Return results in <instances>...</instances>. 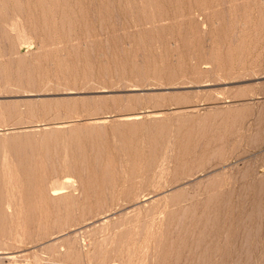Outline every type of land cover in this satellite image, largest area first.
Wrapping results in <instances>:
<instances>
[{"label": "rangeland", "instance_id": "1", "mask_svg": "<svg viewBox=\"0 0 264 264\" xmlns=\"http://www.w3.org/2000/svg\"><path fill=\"white\" fill-rule=\"evenodd\" d=\"M263 138L264 0H0V166L64 164L45 177L64 186L48 201L0 187V264H206L205 244L189 257L181 241L196 239L215 193L232 212L206 227L234 232L207 263L239 264L264 204ZM68 198L66 223L31 219ZM260 224L245 264H264Z\"/></svg>", "mask_w": 264, "mask_h": 264}, {"label": "bare ground", "instance_id": "2", "mask_svg": "<svg viewBox=\"0 0 264 264\" xmlns=\"http://www.w3.org/2000/svg\"><path fill=\"white\" fill-rule=\"evenodd\" d=\"M47 1V0H46ZM19 2V1H18ZM32 2V1H31ZM68 2V1H67ZM199 2V1H198ZM252 4H253V2H252ZM51 5V4H50ZM70 5V4H69ZM253 6V5H252ZM50 7V6H49ZM51 10V9H50ZM251 10V9H250ZM116 11V10H115ZM6 12V11H5ZM14 12V11H13ZM52 12V11H51ZM2 13H3V11H2ZM15 14V13H14ZM18 14H19V12H18ZM28 14V13H27ZM33 15V14H32ZM119 15V14H118ZM25 16V15H24ZM47 18V17H46ZM35 19V18H34ZM39 19V18H38ZM37 19V20H38ZM35 21V20H34ZM127 21V20H126ZM44 22V21H43ZM56 24V23H55ZM37 26V25H36ZM100 30V29H99ZM38 31V30H37ZM100 32V31H99ZM101 33V32H100ZM41 34V33H40ZM72 37V36H71ZM44 38V37H43ZM81 39V38H80ZM23 41V40H22ZM106 42V41H105ZM98 56V55H97ZM41 57V56H40ZM49 61H50V58H49ZM54 62V61H53ZM43 63V62H42ZM47 66H48V64H47ZM54 66V65H53ZM4 71V70H3ZM8 71V70H7ZM56 73V72H55ZM59 105V104H58ZM52 106V105H51ZM54 106V105H53ZM79 113V112H78ZM122 116V115H121ZM3 116H1V118H2ZM100 119V118H99ZM201 129V128H200ZM222 129V128H221ZM258 133H260V132H258ZM121 135V134H120ZM161 135V134H160ZM159 136V135H158ZM261 136V135H260ZM160 138V137H159ZM158 138V139H159ZM253 138H255L254 139V141L252 142V144L251 143H249V144H251V145H253L254 147H255V145L254 144H256V143H258L259 142V134H256L255 135V137H253ZM262 138V137H261ZM252 139V138H251ZM80 140V139H79ZM157 140V139H156ZM249 140V139H248ZM263 140H264V138H263ZM81 141V140H80ZM86 141V140H85ZM116 141V140H115ZM108 142V141H107ZM103 143H105V142H103ZM70 145V144H69ZM258 145V144H257ZM73 146V145H72ZM80 146V145H79ZM89 146V145H88ZM98 146V145H97ZM105 146V145H104ZM107 146V145H106ZM109 146V145H108ZM107 146V147H108ZM156 146V145H155ZM171 146V145H170ZM144 147V146H143ZM251 147V146H250ZM77 148V147H76ZM80 148V147H79ZM78 148V149H79ZM88 148V147H87ZM100 148V147H99ZM115 148V147H114ZM86 148H84L83 150H85ZM117 149V148H116ZM154 149V148H153ZM72 150V149H71ZM70 150V151H71ZM80 151V150H79ZM87 151V150H86ZM98 151V150H97ZM120 150H118L117 152L119 153V154H122V153H120L119 152ZM168 151V150H167ZM184 151V150H183ZM105 152V151H104ZM106 152H107V150H106ZM108 152H109V150H108ZM107 152V153H108ZM159 152V151H158ZM63 153V152H62ZM112 153V152H111ZM50 154V153H49ZM71 154V153H70ZM99 154V153H98ZM105 154V153H104ZM110 154V153H109ZM145 154V153H144ZM66 154H64V156H65ZM85 155V154H84ZM90 155V154H89ZM117 155V154H116ZM219 155V154H218ZM72 156V155H71ZM86 156V155H85ZM108 156V155H107ZM106 156V157H107ZM118 156H120V155H118ZM78 157V156H77ZM90 157V156H89ZM109 157V156H108ZM122 157V156H121ZM121 157H119V158H121ZM50 158V157H49ZM48 158V159H49ZM55 158V157H54ZM60 158V157H59ZM62 158V157H61ZM81 158V157H80ZM118 158V159H119ZM124 158V157H123ZM24 159V158H23ZM33 159V158H32ZM37 159V158H36ZM42 159V158H41ZM70 159V158H69ZM89 159V158H88ZM99 159V158H98ZM160 159H162V158H160ZM40 160V159H39ZM93 160V159H92ZM105 160V159H104ZM107 160V159H106ZM138 160V159H137ZM10 161H12V160H10ZM9 160H6V161H3L2 162V164H1V166H0V176H1V178L3 179L2 180V182L0 183V187L1 188H8V189H10V191L12 190V188L14 189H16V188H23V189H27V190H29L30 192H33V193H35V195L37 194V196H33V198H39V200L41 199V197H45L46 196V192H48L49 194H51V196L52 195H55V194H57L59 191H62L63 190V188H64V186H62V184L60 183V182H57L56 183V180H48V178H45V177H48L51 173L53 174L54 172H56V171H63V169H64V164H62L60 167H59V169H56V168H50V172H47V171H43L42 173H41V171H39V170H42V169H34V171L32 170V172H29V171H31L30 169L27 171H25L24 172V170L27 168H25L24 167V170L22 171H20V169H18V165H14V163L13 162H10ZM16 161V160H15ZM25 161V160H24ZM48 161V160H47ZM55 161V160H54ZM67 161V160H66ZM76 161V160H75ZM81 161V160H80ZM85 161H86V159H85ZM90 161V160H89ZM108 161H109V159H108ZM118 161H120V160H118ZM170 161V160H169ZM168 161V162H169ZM23 162V161H22ZM37 162V161H36ZM41 162V161H40ZM62 162V161H61ZM79 162V161H78ZM77 162V163H78ZM82 162V161H81ZM110 162V161H109ZM125 162V161H124ZM151 162V161H150ZM20 163V162H19ZM29 163V162H28ZM32 163V162H31ZM31 163H29L28 165H23V164H21L22 166H28L29 167V165L31 164ZM38 163V162H37ZM52 163V162H51ZM57 163V162H56ZM63 163V162H62ZM85 163H89L90 164V162H85ZM96 163V162H95ZM103 163V162H102ZM105 163H107V162H105ZM127 163V162H126ZM126 163H124L125 165H126ZM133 163V162H132ZM154 163V162H153ZM160 163H161V161H160ZM33 164H35L34 162H33ZM39 164V163H38ZM48 164V163H47ZM76 164V163H75ZM79 164V163H78ZM109 164V163H108ZM107 164V165H108ZM238 164V163H237ZM95 165V164H94ZM149 165V164H148ZM159 165H161V164H159ZM166 165V164H165ZM170 165V164H169ZM242 165V164H241ZM22 166H21V169H22ZM38 166H40V164L39 165H37V167ZM49 166V165H48ZM59 166V165H58ZM119 166V165H118ZM150 166V165H149ZM37 167H35V168H37ZM75 167V166H74ZM111 167V166H110ZM115 167V166H114ZM120 167V166H119ZM123 167V166H122ZM142 167V166H141ZM158 167V166H157ZM241 167V166H240ZM77 168V167H76ZM104 168V167H103ZM106 168V167H105ZM116 168V167H115ZM118 168V167H117ZM169 168V167H168ZM81 169V168H80ZM96 169H97V167H96ZM95 169V170H96ZM110 169V168H109ZM112 169V168H111ZM111 169H110V171H111ZM123 169V168H122ZM244 169H245V167H244ZM44 170V169H43ZM76 170V169H75ZM116 170V169H115ZM124 170V169H123ZM142 170V169H141ZM140 170V171H141ZM158 170V169H157ZM100 171V170H99ZM20 172V173H19ZM69 172V171H68ZM113 172H115V171H112V173ZM119 172V171H118ZM120 172H122V171H120ZM50 173V174H49ZM90 173V172H89ZM238 173V172H237ZM17 174H23V176L21 175V177H20V175H18V176H16ZM74 174V173H73ZM77 174V173H76ZM91 174V173H90ZM102 174V173H101ZM115 174H116V172H115ZM124 174V173H123ZM46 175H48V176H46ZM78 175V174H77ZM99 175H100V172H99ZM105 175V174H104ZM112 175V174H111ZM81 176V175H80ZM92 176V175H91ZM95 176V175H94ZM18 177H19V179L21 178L22 179V181L21 182H19V179H18ZM82 177V176H81ZM93 177V176H92ZM111 177V176H110ZM91 178V177H90ZM103 178V177H102ZM112 178V177H111ZM118 178V177H117ZM45 179H47L48 181H46ZM104 179H106L105 177H104ZM1 180V179H0ZM24 180V181H23ZM90 180H92V179H90ZM89 180V181H90ZM95 180V179H94ZM100 180V179H99ZM114 180H115V178H114ZM57 181H59V180H57ZM79 181H81V180H79ZM109 181V180H108ZM111 181V180H110ZM113 181V180H112ZM116 181V180H115ZM112 182V183H115L116 184V182ZM120 181H122V180H120ZM125 181V180H124ZM123 181V182H124ZM136 181H137V179H136ZM140 181V180H139ZM237 182V181H236ZM88 183H90V182H88ZM109 183V182H108ZM97 184V183H96ZM120 184V183H119ZM118 184V185H119ZM121 184H122V182H121ZM121 184H120V186H121ZM256 184H259L260 186V189H262V190H264V180L263 181H259V183L257 182ZM255 184V185H256ZM88 185V184H87ZM109 185V184H108ZM100 186V185H99ZM111 186H113V185H111ZM123 186V185H122ZM213 186V185H212ZM218 186V185H217ZM253 186V185H252ZM98 187V186H97ZM118 187V186H117ZM116 187V188H117ZM153 187V186H152ZM159 187V186H158ZM21 188V189H22ZM102 188V187H101ZM106 188V187H105ZM114 188V187H113ZM119 188V187H118ZM123 188V187H122ZM121 188V189H122ZM214 188H216V186L215 187H212V189H214ZM87 189V188H86ZM93 189V188H92ZM107 189V188H106ZM115 189V188H114ZM123 189H125V188H123ZM137 189V188H136ZM95 190V189H94ZM105 190V189H104ZM133 190V189H132ZM2 191V190H1ZM7 191V190H6ZM15 191V190H14ZM18 191H19V189H18ZM107 191L108 190H106V194H107ZM136 191V190H135ZM134 191V192H135ZM210 191V190H209ZM217 191V190H216ZM216 191H214V192H216ZM8 192V191H7ZM16 192V191H15ZM90 192V191H89ZM100 192V191H99ZM110 192V191H109ZM132 192V191H131ZM179 192V191H178ZM253 192V191H252ZM113 193V192H112ZM248 193V192H247ZM246 193V194H247ZM0 194H1V192H0ZM3 194H5L4 192H3ZM7 194V193H6ZM17 194V193H16ZM19 194V193H18ZM21 194V193H20ZM25 194V193H24ZM79 194V193H78ZM86 194V193H85ZM92 194H93V192H92ZM96 194V193H95ZM116 194H119V193H117L116 192ZM134 194V193H133ZM138 193H136V195H137ZM256 194V193H255ZM2 195V194H1ZM8 195H9V193H8ZM21 195H23V194H21ZM45 195V196H44ZM94 195V194H93ZM100 195V194H99ZM112 195V194H111ZM110 195V196H111ZM120 195V194H119ZM249 195V194H248ZM254 195V194H253ZM4 196V195H3ZM12 196H13V193H12ZM20 196V195H19ZM32 196H30V197H32ZM41 196V197H40ZM188 196V195H187ZM14 197V196H13ZM47 197V196H46ZM45 197V200L47 199V201H48V198H46ZM80 197H81V195H80ZM92 197V196H91ZM105 197V196H104ZM107 197H108V195H107ZM117 197V196H116ZM119 197V196H118ZM117 197V198H118ZM128 197V196H127ZM133 197V196H132ZM131 197V198H132ZM165 197V196H164ZM226 197V194H218V193H215L214 195H212V198H210L209 199V202H208V204L203 208V210H205V209H209V210H207V211H209V214H208V217L206 218V219H204L203 221H204V225H202L201 227H198L197 229H195V230H197V233H198V235L195 237L196 239H194V238H186V239H183V241H181V243H183L184 245L186 244L187 246H188V252H189V257H194V255H197V250H198V248H199V246L201 245V244H205V249H203L202 251H201V253H198L199 254V257H201V260L202 259H204V258H206L207 257V259L209 260V257H210V254H209V252H211V251H215V250H219L220 248H222V247H224V245H227V244H224L223 243V240H224V236H228L233 230H231L229 227H226L225 229L223 228L222 229V225L221 226H219L220 228H218L217 230H208L207 229V227H206V225H213L212 223H215V221L217 222V220H219L220 219V221H222L223 222V224L225 225L226 223H227V220L229 219V217H230V213L232 212L230 209V207H219L218 205H219V203H221L222 201V199H224ZM240 197V196H239ZM7 198V197H6ZM11 198V197H10ZM16 198H17V196H16ZM51 198V197H50ZM89 198V197H88ZM117 198H115V199H117ZM169 198V197H168ZM168 198H167V200H168ZM247 198V197H246ZM245 198V199H246ZM253 198H254V196H253ZM3 199V198H2ZM1 199V200H2ZM9 199V198H8ZM15 199V198H14ZM21 199V198H20ZM61 199H62V197H61ZM61 199H59V200H57L56 199V201L55 200H51V202H53V205H54V202H56V205H55V211L53 212V214L52 215H50L49 214V212L50 211H45V212H47L46 214L45 213H43L44 215H42V216H38V217H36L37 216V214H38V212H37V214H36V216L34 215V216H32L31 215V219H33V221H34V219L36 220H38L39 218L42 220H44V221H46V220H48L49 222H50V219H51V221L52 220H54V221H66V220H69V219H72V217H74V216H72V215H67V214H65V215H63V213L61 214L60 213V211H61V207H64V205L65 204H67V203H69V202H71V204H74V202L73 201H75V200H71L72 198H68V200L66 199V201L65 200H61ZM87 199V198H86ZM91 199V198H90ZM100 199V198H99ZM113 199V198H112ZM160 199V198H159ZM4 200V199H3ZM7 200V199H6ZM6 200H4V201H6ZM33 200H35V199H33ZM38 200V201H39ZM78 200V199H77ZM83 200H85V199H83ZM96 200V199H95ZM104 200V199H103ZM134 200V199H133ZM235 200V199H234ZM252 200V199H251ZM263 200V199H262ZM8 201V200H7ZM10 201H12L11 199H10ZM37 201V200H36ZM36 201H34L33 203H36ZM47 201H46V203H47ZM98 201V200H97ZM101 201V200H100ZM112 201V200H111ZM115 201V200H114ZM18 202H19V200H18ZM21 202V201H20ZM45 202V201H44ZM94 202V201H93ZM164 202V201H163ZM165 202H167V201H165ZM247 202V201H246ZM262 202V201H261ZM6 203H8V202H6ZM13 203V202H12ZM38 203V202H37ZM39 203H40V201H39ZM38 203V204H39ZM42 203H43V200H42ZM49 203V205H52V203H50V202H48ZM48 203L46 204V205H48ZM113 203V202H112ZM263 203V202H262ZM16 204H18V203H16ZM20 204V203H19ZM92 204V203H91ZM154 204V203H153ZM166 204V203H165ZM2 205V204H1ZM12 205V204H11ZM14 205V204H13ZM22 205V204H21ZM20 205V206H21ZM34 205H36V204H34ZM40 205H41V203H40ZM42 205H44V204H42ZM18 206V205H17ZM19 206V207H20ZM26 206V205H25ZM24 206V207H25ZM27 206H28V203H27ZM37 206H39V205H37ZM71 206V205H70ZM88 206V205H87ZM161 206V205H160ZM201 206V205H200ZM251 206V205H250ZM8 207H9V204H8ZM35 207V206H34ZM39 207H41V206H39ZM38 207V208H39ZM43 207V206H42ZM41 207V208H42ZM46 207V206H45ZM47 207H49V206H47ZM73 207H76V206H73ZM90 207V206H89ZM143 207V206H142ZM145 207V206H144ZM150 207V206H149ZM167 207V206H166ZM165 207V208H166ZM173 207V206H172ZM86 208V207H85ZM96 208V207H95ZM94 208V209H95ZM103 208V207H102ZM147 208V207H146ZM145 208V209H146ZM154 208V207H153ZM164 207H163V209H165ZM11 209V208H10ZM32 209V208H31ZM36 209H37V207H36ZM43 209V208H42ZM45 209V208H44ZM44 209H43V211H44ZM48 209V208H47ZM77 209H79V208H77ZM87 209H88V207H87ZM101 209V208H100ZM152 209V208H151ZM161 209V208H160ZM198 209H200V208H198ZM252 209V208H251ZM257 209V208H256ZM11 210H15V209H11ZM17 210V209H16ZM15 210V211H16ZM21 210V209H20ZM28 210H30V209H28ZM37 210H40V208L39 209H37ZM49 210V209H48ZM51 210V209H50ZM71 210V209H70ZM96 210V209H95ZM142 210V209H141ZM141 210H140V212H141ZM149 210V209H148ZM153 210V209H152ZM19 211V210H18ZM17 211V212H18ZM75 211V210H74ZM94 211V210H93ZM157 211V210H156ZM163 211V210H162ZM176 211V210H175ZM89 212V211H88ZM92 212V211H91ZM148 212V211H147ZM158 212V211H157ZM164 212V211H163ZM254 212H256V211H254ZM14 213V212H13ZM12 213V214H13ZM6 214V213H5ZM9 214H11V213H9ZM16 214V213H15ZM15 214H13V216L15 215ZM29 214H31V213H29ZM29 214L27 215V217H28V219H29ZM87 214V213H86ZM88 214H90V213H88ZM93 214V213H92ZM95 214H96V212H95ZM154 214V213H153ZM160 214V213H159ZM251 214H252V212H251ZM257 217H256V219H257V222L255 223V225H254V228H253V230H252V228H251V230H249V232H246V235L244 236V240H245V243L247 244V246L246 245H243V247L242 246H240V249H241V252L243 251V255L241 254V259H243L244 261H240V263L239 264H245L246 262H247V260H248V255H249V251L250 250H254L255 251V249H257L256 248V244H253V242H254V240L252 241V236H251V232H255V233H258V227H260V223H261V220H263L264 219V204L263 205H261V206H259L258 207V210H257ZM2 215V214H1ZM16 215H20L19 213L18 214H16ZM40 215V214H39ZM76 215V214H75ZM141 215V214H140ZM147 215H149V214H147ZM180 215V214H179ZM8 216V215H7ZM138 216V215H137ZM158 216V215H157ZM211 216V217H210ZM254 216H255V214H254ZM6 217V216H5ZM18 217H21V216H18ZM17 217V218H18ZM76 217V216H75ZM154 217H155V215H154ZM175 217H178V215H176ZM253 217V216H252ZM13 218V217H12ZM90 218V217H89ZM136 218V217H135ZM145 218V217H144ZM152 218V217H151ZM150 218V219H151ZM161 218V217H160ZM182 218V217H181ZM245 218H249L248 216H246ZM254 218V217H253ZM6 219H7V217H6ZM14 219V218H13ZM40 219L38 220L39 222H40ZM246 219V220H247ZM12 220V219H11ZM15 220V219H14ZM75 220V219H74ZM83 220V219H82ZM162 220V219H161ZM178 220V219H177ZM183 220V219H182ZM240 220V219H239ZM241 220H242V218H241ZM1 221H2V219H1ZM4 221V220H3ZM6 221V220H5ZM16 221V220H15ZM29 221V220H28ZM64 221V222H65ZM136 221V220H135ZM165 221V220H164ZM174 221V220H173ZM194 221H196V220H194ZM27 222V221H26ZM31 222V221H30ZM41 222H43V221H41ZM146 222V221H145ZM191 222H192V220H191ZM246 222V221H245ZM245 222H243V223H245ZM249 222V221H248ZM248 222H247V224H248ZM6 223H7V221H6ZM12 223V222H11ZM29 223V222H28ZM34 223H36V222H34ZM66 223V222H65ZM132 223V222H131ZM136 223V222H135ZM143 223V222H142ZM141 223V224H142ZM155 223V222H154ZM157 223H158V221H157ZM156 223V224H157ZM181 223V222H180ZM187 223H188V221H187ZM211 223V224H210ZM9 224V223H8ZM18 224H19V222H18ZM21 224V223H20ZM40 224V223H39ZM162 224V223H161ZM232 224V223H231ZM238 224V223H237ZM258 224H260L259 226H258ZM6 224L4 223V225L3 226H5ZM13 225V224H12ZM37 225V224H36ZM35 225V226H36ZM158 225V224H157ZM167 225V224H166ZM192 225V224H191ZM196 225V224H195ZM194 225V226H195ZM18 226V225H17ZM21 226H23V222H22V225ZM155 226V225H154ZM179 226V225H178ZM189 226V225H188ZM193 226V225H192ZM229 226V225H228ZM231 226V225H230ZM7 227V226H6ZM13 227H16V226H13ZM19 227V226H18ZM162 227H163V225H162ZM165 228H166V226H164ZM196 227V226H195ZM233 227V226H232ZM235 227V226H234ZM17 228V227H16ZM15 228V229H16ZM23 228V227H22ZM41 228V227H40ZM45 228V227H44ZM136 228H137V226H136ZM142 228V227H141ZM156 228V227H155ZM172 228H174V227H172ZM171 228V231L173 232V234H174V231H173V229ZM213 228V227H212ZM239 228V227H238ZM241 228V227H240ZM130 229V228H129ZM145 229V228H144ZM151 229V228H150ZM176 229V228H175ZM234 229V228H233ZM260 229H261V227H260ZM11 230V229H10ZM139 230V229H138ZM143 230V229H142ZM161 230H163L162 228H161ZM190 230V229H189ZM223 230H224V232H226L227 234H224V236H222L221 235V233L223 232ZM235 231H236V228L234 229ZM246 230V229H245ZM264 230V229H263ZM31 231H33L32 229H31ZM131 231V230H130ZM141 231V230H140ZM144 231V230H143ZM170 231V232H171ZM179 231V230H178ZM7 232V231H6ZM17 232V231H16ZM15 232V233H16ZM18 232H19V230H18ZM26 232H27V230H26ZM135 232V231H134ZM154 232V231H153ZM159 232V231H158ZM164 232V231H163ZM234 232V231H233ZM12 233H13V231H12ZM32 233V232H31ZM147 234H148V232H146ZM188 233V232H187ZM186 233V234H187ZM193 233H195V232H193ZM192 233V234H193ZM219 233V234H218ZM142 234H145V233H142ZM158 234V233H157ZM163 234V233H162ZM166 234V233H165ZM172 234V235H173ZM262 234H264V232L262 233ZM9 235V234H8ZM25 235V234H24ZM23 235V236H24ZM30 235V234H29ZM127 235V234H126ZM140 235H141V233H140ZM152 235V234H151ZM154 235H155V233H154ZM232 235H233V233H232ZM235 235V234H234ZM253 235V234H252ZM5 236H6V234H5ZM10 236V235H9ZM8 236V237H9ZM21 236H22V234H21ZM129 236V235H128ZM139 236V235H138ZM158 236V235H157ZM170 236H171V234H170ZM169 236V237H170ZM174 236V235H173ZM172 236V237H173ZM175 236H179V238H180V236H189L188 234L187 235H184L183 233L181 234L180 232H179V234L177 235V234H175ZM175 236L173 237V238H175ZM231 236V235H230ZM236 236V235H235ZM4 237V236H3ZM15 237V236H14ZM108 237V236H107ZM148 237V236H147ZM150 237H152V236H150ZM161 237V236H160ZM159 237V238H160ZM171 237V240L173 239ZM190 237V236H189ZM220 237V238H219ZM239 237V236H238ZM237 237V238H238ZM2 238V237H1ZM5 238V237H4ZM4 238H3V240H4ZM16 238H19V237H16ZM22 238V237H21ZM26 238V237H25ZM41 238V237H40ZM142 238H143V236H142ZM258 238V237H257ZM256 238V239H257ZM137 239V238H136ZM144 239H146V235H145V238ZM148 239V238H147ZM146 239V240H147ZM153 239V238H152ZM156 239V238H155ZM157 239H158V237H157ZM228 239H230V237L228 238ZM233 239V238H232ZM21 240V239H20ZM154 240V239H153ZM160 240V239H159ZM171 240H170V242H171ZM227 240V239H226ZM241 240V239H240ZM243 240V239H242ZM258 240V239H257ZM5 241V240H4ZM17 241H19V239L17 240ZM33 241V240H32ZM109 241V240H108ZM122 242H123V240H121ZM150 241V240H149ZM157 241V240H156ZM162 241H164V240H162ZM20 242V241H19ZM68 242V241H67ZM69 242H70V240H69ZM103 242V241H102ZM151 242V241H150ZM150 242H148V244L150 243ZM226 242V241H225ZM235 242V241H234ZM256 242V241H255ZM258 242V241H257ZM75 243V242H74ZM73 243V244H74ZM131 244H132V242H130ZM144 243H145V240H144ZM153 243V242H152ZM155 243V242H154ZM227 243H228V240H227ZM230 243V242H229ZM241 243V242H240ZM70 244V243H69ZM78 244V243H77ZM96 244V243H95ZM160 244V243H159ZM164 244V243H163ZM171 244V243H170ZM180 244V243H179ZM257 244H259V243H257ZM70 245H72V244H70ZM101 245V244H100ZM140 245H141V243H140ZM139 245V246H140ZM142 245H146V243L145 244H142ZM230 245V244H229ZM229 245H228V247H229ZM75 246V245H74ZM73 246V247H74ZM77 246V245H76ZM79 246V245H78ZM122 246V245H121ZM136 246V245H135ZM138 246V245H137ZM149 246V245H148ZM153 246H154V244H153ZM158 246V245H157ZM176 246H180V245H178V243L176 244ZM203 246V245H202ZM235 246V245H234ZM233 246V247H234ZM67 247V246H66ZM114 247V246H113ZM129 247V246H128ZM155 247V246H154ZM170 247V246H169ZM228 247H225V248H228ZM117 248V247H116ZM121 248V247H120ZM178 247H176L175 248V250L177 249ZM238 248V247H237ZM77 249V248H76ZM109 249V248H108ZM138 249H139V247H138ZM142 249H144L143 247H142ZM152 249V248H151ZM150 249V250H151ZM187 249H185V250H187ZM236 249V248H235ZM244 249V250H243ZM249 249V250H248ZM73 250H74V248H73ZM110 250V249H109ZM130 250V249H129ZM129 250H128V253H129ZM149 250V249H148ZM177 250H179V248L177 249ZM221 250V249H220ZM219 250V251H220ZM225 249L223 248V251H224ZM229 250H231V249H229L228 248V251ZM234 250V249H233ZM238 250V249H237ZM236 250V251H237ZM248 250V251H247ZM258 250V249H257ZM256 250V251H257ZM263 250V249H262ZM105 251V250H104ZM121 251V250H120ZM123 251V250H122ZM140 251V250H139ZM145 251V250H144ZM143 251V252H144ZM147 251V250H146ZM228 251H227V253H228ZM261 251V250H260ZM78 252V251H77ZM99 252V251H98ZM148 252V251H147ZM176 253H177V251H175ZM184 253L185 252H187V251H183ZM225 252V251H224ZM239 252V251H238ZM251 252V251H250ZM73 253V252H72ZM137 253V252H136ZM141 253V252H140ZM150 253V252H149ZM148 253V254H149ZM156 253V252H155ZM169 253V252H168ZM178 253H180V250H179V252ZM183 253V254H184ZM211 253H213V252H211ZM219 253V252H218ZM78 254V253H77ZM81 254V253H80ZM89 254V253H88ZM95 254V253H94ZM93 254V255H94ZM97 254V253H96ZM103 254V253H102ZM116 254V253H115ZM123 254V253H122ZM133 254V253H132ZM147 254V255H148ZM232 254V253H231ZM231 254H229V256L231 255ZM73 255V254H72ZM108 255V254H107ZM177 255V254H176ZM191 255V256H190ZM233 255V254H232ZM251 255H253V253L251 254ZM256 255V254H255ZM264 255V254H263ZM91 256V255H90ZM97 256V255H96ZM110 256V255H109ZM140 256V255H139ZM149 256V255H148ZM153 256V255H152ZM169 256H170V254H169ZM198 256V255H197ZM196 256V257H197ZM261 256V255H260ZM259 256V257H260ZM69 257H70V255H69ZM99 257V256H98ZM124 257V256H123ZM133 257V256H132ZM136 257V256H135ZM171 257V256H170ZM187 257V255L185 256V258ZM198 257V258H199ZM212 257V256H211ZM223 258H221V259H219V260H212L211 262H209V263H207L208 262V260H207V262H206V264H228V263H226V260L224 259V256H222ZM72 258H76V257H72ZM85 258V257H84ZM118 258V257H117ZM120 258V257H119ZM143 258V257H142ZM146 258H147V256H146ZM157 258V257H156ZM88 259V258H87ZM102 260H103V258H101ZM116 259V258H115ZM123 259V258H122ZM174 259V258H173ZM177 259V258H176ZM187 259V258H186ZM190 259V258H189ZM193 259V258H192ZM187 260L188 262L187 263H185V264H201L202 262H197V260H196V263H195V261L194 260ZM230 259V258H229ZM259 259V258H258ZM38 260V259H37ZM107 260V259H106ZM132 260V259H131ZM130 260V261H131ZM140 260V259H139ZM152 260V259H151ZM263 260H264V257H263ZM263 260H261V262L263 261ZM34 261V260H33ZM94 261V260H93ZM110 261V260H109ZM133 261V260H132ZM145 261V260H144ZM147 261V260H146ZM175 261V260H174ZM101 262V261H100ZM120 262V261H119ZM126 262V261H125ZM135 262H136V260H135ZM142 262V261H141ZM153 262H155V261H153ZM176 262V261H175ZM184 262V261H183ZM185 262H186V260H185ZM88 263V262H87ZM112 264H114L113 262H111ZM123 263V262H122ZM128 263V262H127ZM131 263H133V262H131ZM140 263V262H139ZM165 263V262H164ZM171 263V262H170ZM173 263V262H172ZM263 263V262H262ZM261 263V264H262ZM34 264H38V262L36 261V259H35V262H34ZM141 264V263H140ZM153 264V263H152ZM204 264V263H203ZM231 264H232V262H231ZM235 264V263H234Z\"/></svg>", "mask_w": 264, "mask_h": 264}]
</instances>
